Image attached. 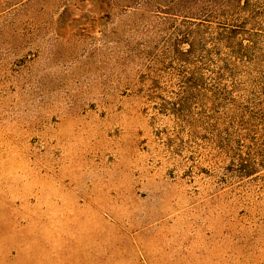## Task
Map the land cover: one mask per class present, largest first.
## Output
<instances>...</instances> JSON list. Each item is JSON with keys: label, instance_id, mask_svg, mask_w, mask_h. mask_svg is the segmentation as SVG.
Segmentation results:
<instances>
[{"label": "rangeland", "instance_id": "1", "mask_svg": "<svg viewBox=\"0 0 264 264\" xmlns=\"http://www.w3.org/2000/svg\"><path fill=\"white\" fill-rule=\"evenodd\" d=\"M0 264H264V0H0Z\"/></svg>", "mask_w": 264, "mask_h": 264}]
</instances>
